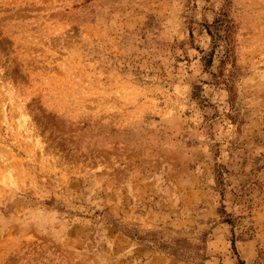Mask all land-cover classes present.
I'll list each match as a JSON object with an SVG mask.
<instances>
[{
  "label": "rangeland",
  "instance_id": "374dc122",
  "mask_svg": "<svg viewBox=\"0 0 264 264\" xmlns=\"http://www.w3.org/2000/svg\"><path fill=\"white\" fill-rule=\"evenodd\" d=\"M0 264H264V0H0Z\"/></svg>",
  "mask_w": 264,
  "mask_h": 264
}]
</instances>
